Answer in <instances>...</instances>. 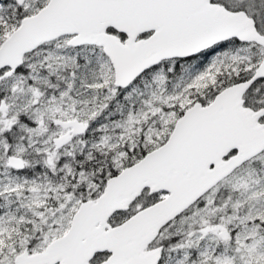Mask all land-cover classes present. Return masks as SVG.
Returning a JSON list of instances; mask_svg holds the SVG:
<instances>
[{
  "label": "snow or ice",
  "instance_id": "6c2138e0",
  "mask_svg": "<svg viewBox=\"0 0 264 264\" xmlns=\"http://www.w3.org/2000/svg\"><path fill=\"white\" fill-rule=\"evenodd\" d=\"M0 264H264V0H0Z\"/></svg>",
  "mask_w": 264,
  "mask_h": 264
}]
</instances>
